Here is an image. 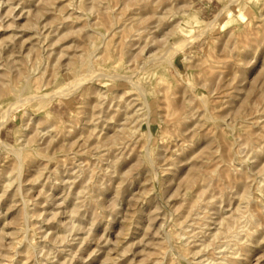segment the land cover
<instances>
[{"label": "rangeland", "instance_id": "1", "mask_svg": "<svg viewBox=\"0 0 264 264\" xmlns=\"http://www.w3.org/2000/svg\"><path fill=\"white\" fill-rule=\"evenodd\" d=\"M88 1L0 0V264H264V0Z\"/></svg>", "mask_w": 264, "mask_h": 264}, {"label": "bare ground", "instance_id": "2", "mask_svg": "<svg viewBox=\"0 0 264 264\" xmlns=\"http://www.w3.org/2000/svg\"><path fill=\"white\" fill-rule=\"evenodd\" d=\"M89 1H90V0H89ZM89 1L86 2V4H87V3H90ZM91 1H92V0H91ZM93 2H94V0H93ZM233 3H234V1L231 2V4H233ZM84 5H85V4H84ZM79 6H80L79 8H80L81 10H84V9L81 8L82 5H79ZM88 8H92V7H88ZM86 11H88V10H86ZM86 11H84V12L86 13ZM166 11H167V10L165 9V11H164L165 14H166ZM175 11H176V10H175ZM176 13H177V12H176ZM176 13H175V14H176ZM161 14H162V13H161ZM161 14H160V15H161ZM165 14H164V16H165ZM177 14H178V13H177ZM169 15H170V14H169ZM181 15H182V13H181ZM136 16H137V15H136ZM161 16H162V15H161ZM175 16H176V15H175ZM138 17H139V15H138L136 18H138ZM152 17H153V16H152ZM166 17H167V16H166ZM63 18H64V17H63ZM64 19H67V18H64ZM133 19H134V18H133ZM135 20H136V19H135ZM156 20H157V19H156ZM160 20H161V18H160ZM160 20H159V22H161ZM217 20H218V19H217ZM159 22H158V23H159ZM167 22H168V21H167ZM179 22H180V21H179ZM212 22H214V20H213ZM60 23H61V22H60ZM159 24H160V23H159ZM209 24H211V23L209 22ZM140 25H142V24H140ZM178 25H179V24H178ZM208 26H209V25H208ZM164 27H166V26H164ZM173 27H174V26H173ZM176 27H177V26H175V28H176ZM142 28H144V27H142ZM145 28H146V27H145ZM179 28H180V27H179ZM187 28H188V27H187ZM146 29H147V28H146ZM154 29H155V28H154ZM142 30H143V29H142ZM175 30H176V29H175ZM138 31H139V29H138ZM144 31H146V30H144ZM201 32H202L201 34L203 35V34H204V30H203V31L201 30ZM104 35H105V34H104ZM199 35H200V34H199ZM102 36H103V35H102ZM197 37H198V36H197ZM200 37H201V35H200ZM200 37H199V38H200ZM199 38H198V39H199ZM194 39L196 40V37H195ZM190 43H191V42H190ZM171 48H172V47H171ZM171 48H170V49H171ZM171 50H172V49H171ZM237 55H238V54H237ZM237 59H238V58H237ZM166 61H167V63L170 62V61H168V60H166ZM27 75H28V73H27ZM27 75H26V76H27ZM97 76L103 77L104 75H103V73H101V74H99V75L97 74ZM105 76H106V75H105ZM109 76H110V75H109ZM27 77H28V76H27ZM22 78H23V77H22ZM113 79H114V78H113ZM116 79H122V77H121V76H118ZM125 79H127V78H125ZM80 83H81V82H80ZM80 83H78L77 86H76V89H77V90H78V89L80 88V86H81ZM187 84H188V83H187ZM7 85H8V84H7ZM10 87H11V86H10ZM12 87H13V86H12ZM9 89H10V88H9ZM2 90H3V89H2ZM16 91H17V90H16ZM189 101H190V100H189ZM21 102H22V101H21ZM21 102H20V104H21ZM190 102H191V101H190ZM20 104H19V105H20ZM19 105L17 104V106H19ZM20 106H21V105H20ZM12 107H13V106H12ZM147 107H148V106H147V102H145V104H144V108H145L146 111H148V110H147V109H148ZM14 108H15V106H14ZM14 108H13V109H14ZM17 108H18V107H16L15 109H17ZM7 112H8V113H7L6 115L2 116V120L0 121V131L6 126L7 122H8L9 119L11 118V115H9V113L11 114L12 112H11V111H7ZM190 115H191V113H190ZM210 117H211V116H210ZM3 142H4V141H3ZM249 142L251 143L252 141H249ZM0 143H2V142H0ZM2 144H3L2 146L8 148L9 150L14 151L13 148H12L10 145H8L7 143L5 144V142H4V143H2ZM251 144H252V143H251ZM20 150H21V149H20ZM20 150H18V151H20ZM21 151H22V150H21ZM21 151H20V152H21ZM254 151H256V150H254ZM257 151H259V150H257ZM20 152H18L19 155H20ZM257 153H259V152H257ZM18 154H17V158H18V161H19V163H20V164H19V168L16 170V174H15V175H16V178L12 176L13 178H15V180H19V179H20V175H21V171H22L21 169H22V159H23V158L21 159V158H20L21 156H19ZM256 155H257V154H256ZM261 155H262V154H261ZM22 157H23V156H22ZM263 167H264V166H263ZM40 171H41V170H40ZM39 173L41 174V172H39ZM57 174H59V171H57ZM262 174H263V173H262ZM13 175H14V174H13ZM263 175H264V174H263ZM38 177H40V176L38 175ZM9 179H10V178H9ZM9 179H8V180H9ZM263 179H264V178H263ZM13 180H14V179H13ZM13 180H12V179L9 180V181H10L9 184H10L11 181H13ZM201 180H202V179H201ZM5 183H7V182H5ZM200 183H201V181H200ZM200 183H199V184H200ZM7 184H8V183H7ZM7 184H6V186H7ZM9 184H8V186H9ZM17 184H18V185H17V187H16V188H17L16 190H17V192H18V188H21L22 183L18 182ZM205 184H206V183H205ZM8 186H7V188H9ZM258 186H259V185H258ZM5 188H6V187H4V189H5ZM239 188H240V187H239ZM205 189H206V188H205ZM13 190H14V189H13ZM199 190H200V188H199ZM202 190H203V189H202ZM15 192H16V191H15ZM15 192H14V196H15ZM19 192H20V190H19ZM198 192H199V191H198ZM200 192H201V191H200ZM247 192H249V191H247ZM3 193H4V192H3ZM20 193H21V192H20ZM201 194H202V192H201ZM248 194H249V193H248ZM249 195H250V194H249ZM196 196H197V194H196ZM202 196H203V195H201V197H202ZM247 196H248V195H247ZM246 198H247V197H246ZM200 200H201V199H200ZM192 202H194V201H192ZM26 203H27V200H26V202H24V206H26ZM200 203H201V202H200ZM248 203H249V202H248ZM246 204H247V203H246ZM196 206H197V204H196ZM23 208H24V207H23ZM24 209H25V208H24ZM26 210H27V209H26ZM22 213H23V216H24L23 218L25 219V217H26V212L23 211ZM183 217H184V216H183ZM24 219H23V221H26V220H27V219H26V220H24ZM28 219H29V218H28ZM184 219H185V218H184ZM251 219H252V218H251ZM253 219H254V218H253ZM253 219H252V220H253ZM247 220H248V219H247ZM253 221H254V220H253ZM186 222H187V221H186ZM223 222H224V221H223ZM25 223H26V222H25ZM73 223H74V222H73ZM73 223H72V224H73ZM252 224H253V223H252ZM23 225H24V224H23ZM26 227H27V226H26ZM72 227H73V226H72ZM176 228H177V227H176ZM20 229H23V227H21ZM20 229H19V230H20ZM240 229H241V228H240ZM238 231H239V229H238ZM21 233H22V232H21ZM223 233H224V232H223ZM230 234H231V233H230ZM232 234H233V233H232ZM22 235L24 236V234H22ZM25 235H26V234H25ZM178 235H179V234H178ZM225 236H226V235H225ZM225 236H224V237H225ZM228 236H230V235H228ZM246 236H247V235H246ZM167 237H168V236H167ZM169 238H170V237H169ZM171 238H172V236H171ZM176 238H177V237H176ZM218 238H219V237H218ZM22 239H23V238H22ZM25 239H26V237H25ZM167 239H168V238H167ZM167 239H166V241L169 240V239H168V240H167ZM173 239H174V238H173ZM235 239H236V238H235ZM186 241H187V240H186ZM230 241H231V240H230ZM19 242H20V241H19ZM21 242H22V241H21ZM232 242H233V241H232ZM238 242H240V240H239ZM235 243H236V241H235ZM241 243H242V242H241ZM65 244H66V243H65ZM236 244H238V243H236ZM242 244H244V243H242ZM15 245H16V244H15ZM18 245H19V243H18ZM186 245H187V244H186ZM22 246H23V245H22ZM236 246H237V245H236ZM20 247H21V246H20ZM23 247H24V246H23ZM29 247H30V246H29ZM53 247H54V246H53ZM14 248H15V247H14ZM17 248H18V247H17ZM50 248H51V247H50ZM30 250H31V249H30ZM18 251H19V250H18ZM26 251H28V250H26ZM31 252H32V251H31ZM34 253H35V252H34ZM34 255H35V254H34ZM29 256H30V255H29ZM46 260H47V259H46ZM35 261H36V260H35ZM46 263H47V262H46ZM49 263H50V262H49Z\"/></svg>", "mask_w": 264, "mask_h": 264}]
</instances>
